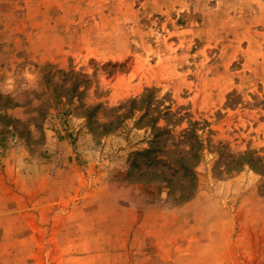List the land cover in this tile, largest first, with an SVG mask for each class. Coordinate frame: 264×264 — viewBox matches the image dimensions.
Returning a JSON list of instances; mask_svg holds the SVG:
<instances>
[{"label": "rangeland", "instance_id": "rangeland-1", "mask_svg": "<svg viewBox=\"0 0 264 264\" xmlns=\"http://www.w3.org/2000/svg\"><path fill=\"white\" fill-rule=\"evenodd\" d=\"M0 168V264H264V0H0Z\"/></svg>", "mask_w": 264, "mask_h": 264}, {"label": "trees", "instance_id": "trees-1", "mask_svg": "<svg viewBox=\"0 0 264 264\" xmlns=\"http://www.w3.org/2000/svg\"><path fill=\"white\" fill-rule=\"evenodd\" d=\"M155 152L156 148L155 146H153L150 149L146 150L143 154L148 158L152 156L153 163H155L156 165L164 164L167 169L162 171H157L155 169L153 170L152 174L156 177L162 176L163 182L170 185L172 189L174 186L173 183H175L176 179H178V181L183 180L182 183L180 182V197L191 198L195 189L197 188V173L195 171L196 164L192 162V159L198 158L199 154L191 150L186 154L181 155L180 158L177 159V162L181 166V169H178L173 167L167 160H162L161 158H159L158 155H155Z\"/></svg>", "mask_w": 264, "mask_h": 264}, {"label": "crops", "instance_id": "crops-1", "mask_svg": "<svg viewBox=\"0 0 264 264\" xmlns=\"http://www.w3.org/2000/svg\"><path fill=\"white\" fill-rule=\"evenodd\" d=\"M9 158H8V154H2V160L3 161H6V164H7V170L9 169V167H11V162H9L10 160H8ZM3 166V165H2ZM14 166H16V164L14 165ZM5 172L6 171H4V168L2 169V168H0V176H5ZM4 179V178H3ZM2 187V185H0V188ZM6 200V198H5V196H4V192H1V190H0V202H4Z\"/></svg>", "mask_w": 264, "mask_h": 264}]
</instances>
